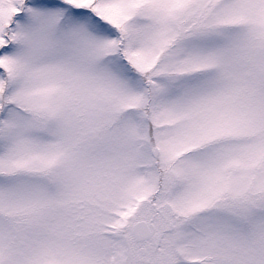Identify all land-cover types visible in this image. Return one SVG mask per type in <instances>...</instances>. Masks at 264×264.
I'll return each mask as SVG.
<instances>
[{"label":"snow or ice","instance_id":"obj_1","mask_svg":"<svg viewBox=\"0 0 264 264\" xmlns=\"http://www.w3.org/2000/svg\"><path fill=\"white\" fill-rule=\"evenodd\" d=\"M0 264H264V0H0Z\"/></svg>","mask_w":264,"mask_h":264}]
</instances>
